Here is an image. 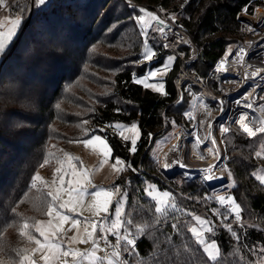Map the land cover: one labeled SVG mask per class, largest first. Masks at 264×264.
<instances>
[{
    "label": "trees",
    "instance_id": "1",
    "mask_svg": "<svg viewBox=\"0 0 264 264\" xmlns=\"http://www.w3.org/2000/svg\"><path fill=\"white\" fill-rule=\"evenodd\" d=\"M111 1L50 0L40 8L34 6L0 63V88L19 85L21 94L29 102L26 109L5 114L0 123V264L4 260L20 263L31 242L25 238L24 231L37 235L36 221L47 216L52 197L47 192V199L40 197L39 204H35L31 198L35 193L32 180L48 156V138L56 137L55 129L50 126L60 110L67 125L77 123L71 126L74 128L71 132L77 133L71 139L80 137L84 131L101 133L108 139L113 154L127 161L126 171L116 179V184L128 192L124 227L139 234L128 264H256L257 247L264 248V185L252 174L259 164L253 154L257 148L253 138L240 136L232 143L231 152L235 155L229 166L240 184L241 210L238 211L246 222H233V209L227 211L225 225L217 224L210 231L221 250L216 260H211L194 238L188 216L180 212L159 214L154 202L144 197L146 181L136 171L143 166L155 170L149 153L151 141L164 130L163 112L170 113L169 108L178 98L174 78L179 62L166 79L165 94L137 82L135 75L144 73L148 63L135 67L124 63L128 59L138 62L143 59V36L127 46L131 57H120L125 46V38L119 36L123 29L120 25L112 27L119 17L104 13ZM138 1L154 3L171 16L180 14L173 18L186 28L204 52L205 60L198 65L202 73H207L226 53L229 44L244 38L246 29L239 18L242 9L264 6V0ZM10 8L13 12H23L24 17L29 11L13 2ZM131 22L133 26L136 23L135 19ZM135 30L140 31L138 27ZM153 45L156 48L154 64L160 65L166 51L156 39ZM99 46L108 48L102 51ZM101 56L104 61H97ZM84 65L91 70L93 65H101L100 71H93L108 76L110 87H65L64 82L71 74L75 79L86 75ZM105 88H111L120 100L133 102L137 108L122 111L115 101L103 97ZM88 97H95V103L88 102ZM55 102L61 106L59 109ZM172 120L182 123L184 116L178 113ZM114 121L139 122L141 138L134 152L130 150L131 142L112 129ZM23 122L26 128L20 127ZM147 178L166 187L157 178L152 179L151 173Z\"/></svg>",
    "mask_w": 264,
    "mask_h": 264
},
{
    "label": "rangeland",
    "instance_id": "2",
    "mask_svg": "<svg viewBox=\"0 0 264 264\" xmlns=\"http://www.w3.org/2000/svg\"><path fill=\"white\" fill-rule=\"evenodd\" d=\"M12 2L20 4L22 8L26 7L29 11L24 17L23 12H13L10 5L2 0L0 37L8 39L5 41V48L0 49V63L5 56L6 49L18 38L23 23L30 18V11L33 7L40 8L48 4L50 0H13ZM260 9L264 11V6L253 5L248 9L249 13H240L239 16L247 17V21L240 18L246 29L245 36L240 41L229 44L224 57L232 55L234 48L241 43L247 42L250 50L255 48L256 38L262 33L261 29L263 28V31L264 26H255V20L249 18L254 17L252 14L259 12ZM106 11L119 17V21L112 27L120 25L123 29L119 36L125 38V46L120 57H131V51L127 46L143 36V59L140 62L128 59L124 65L135 67L147 62L146 69H149L147 77L142 76L143 73L136 74L135 80L145 88L165 94L166 79L179 59L175 53L165 52L161 64H154L156 48L153 42L156 39L154 34L156 13L148 7L133 5L128 0L127 3L126 0H112L105 7L104 13ZM178 15L180 14H172L173 17ZM132 19L136 21L134 26L131 22ZM137 27L139 32L135 30ZM99 47L102 51L108 48V46ZM97 61L104 60L101 56L97 58ZM84 68L88 71L84 70L86 75L75 79L71 74V78L64 82L65 87H70V89H74V87H110L108 86L110 78L95 72L100 71L101 65H93L92 69L95 71L85 65ZM74 69L75 67L72 70ZM90 75L97 77L93 78ZM209 86L213 90V94L216 95L213 101L198 96L200 91L198 87L184 90L183 95L181 90L176 87L178 98L169 108L170 113L163 112L164 130L151 141L149 153L151 165L155 170L152 171L143 166L136 172L146 181L144 197L154 202L157 212L162 215L180 212L182 215L188 216L192 220L190 230L194 238L202 246L206 255L211 260H216L220 257L221 250L217 240L209 233L217 224L225 225L229 214L225 209L215 208L214 202L218 197H223L233 205L234 211H238L241 207L238 202V198L241 197L240 184L229 163L235 155L231 152L233 141L243 137L234 131L225 132L223 128L217 130L216 120L221 116L226 118L228 115L223 103L232 101L233 97L239 99L243 92L239 91V87L233 80L220 81L215 78V75L209 79ZM99 93L100 91L97 90L96 94ZM102 93L104 98L107 96L115 101L124 112H130L137 108L133 102L120 100L111 88H105ZM258 93L259 100L256 110L264 116V90H259ZM216 99L217 103H215ZM88 100L94 104L96 98ZM55 104L58 105L56 106L58 109L61 107L58 103L55 102ZM180 106H183V109L179 108ZM202 109L212 111L211 117L202 121L204 127L192 123V116L198 117ZM178 113H182L184 116L182 123L172 120ZM62 118L64 116H61L60 110L57 120L50 126L51 129H55L56 137H53V140L48 138L46 152L48 156L32 180L33 192H35L31 196L33 202L39 204L40 197L46 200L48 193L51 195L52 201L47 209V216L36 221L34 228L38 234L32 235L28 231H24L25 238L31 242L29 251L22 257L19 264H106L102 262L103 246L98 238V233L99 231L120 232L125 225L128 192L116 184V179L126 171L127 161L125 158L113 154L108 139L101 133L89 134L84 131L80 137L71 139L77 135V133L74 134L75 130L71 132V129H74L71 126H76L77 123H72L70 126ZM170 121H172V125L169 124ZM213 124L216 127L215 136L219 141L220 149L215 153L214 162L217 163L218 168H225L227 182L209 186L202 174L203 171L195 173L184 171L171 181L168 180L163 171L162 162L165 159L164 150L169 143L174 141L178 137V132L183 129L180 136L182 146L178 149L181 153L179 156L184 160L194 158L192 155L196 153L195 148L188 147L190 143H193L191 146L198 145L199 153L197 155L203 156L206 151L208 152L215 146L214 136L210 135L211 133L204 134L211 130ZM19 125L26 128L24 122ZM111 127L121 138L131 142V152L137 149L141 138V127L138 121H114ZM189 130H195L198 135L202 136H198L194 131V142H191V135L187 133ZM65 134L68 135L65 136ZM210 136H212L211 139ZM68 138L71 140H67ZM253 140L257 146L253 154L260 162L257 161L258 167L252 171V174L264 185V126ZM186 145L188 146L186 147ZM150 173L152 179L157 178L160 184L166 187H161L155 180L148 179ZM114 187L117 188L116 191H113ZM213 218L217 221L214 222ZM100 219L106 222L104 227L98 225ZM245 222L244 219L240 224ZM136 230L139 231V229ZM256 256H258L256 264H264V248L261 245L257 247ZM2 264L12 263L9 260H4Z\"/></svg>",
    "mask_w": 264,
    "mask_h": 264
},
{
    "label": "built area",
    "instance_id": "3",
    "mask_svg": "<svg viewBox=\"0 0 264 264\" xmlns=\"http://www.w3.org/2000/svg\"><path fill=\"white\" fill-rule=\"evenodd\" d=\"M4 1L10 5L13 0ZM128 1L136 6L148 7L156 13L157 17L156 21L154 22V34L156 35V40L158 41V44L162 47V49L166 52L175 53L179 59V68L174 78V84L175 87H178L181 90L182 95L184 93V90L187 91L192 87H198L200 88L198 96H202L207 100L213 101L216 98V95H214L213 90L209 88V79L213 77V75H215V78L217 80H233L235 84H237V87H239V91L243 92V95H241V97H247V99L251 101L249 107H251L252 110L248 109L246 111H242L240 115L238 114L235 117V121L233 123H230V125H226V122L229 119L228 115L227 118L221 116L218 120H216L217 130L223 128L225 132L234 131L248 139L254 138L264 126V116L256 110V105L259 100L258 91L264 90V54L256 53L253 55V51L255 48L253 50H250L247 46V42L244 44L241 43L234 48L232 55H230L229 57H224L225 55L221 56L217 60V62L210 69H208L207 73H202L199 70L198 66L201 62V50L198 44L194 41L193 37L186 30V28L181 26L173 18V16L168 14L162 7L154 3H145L137 0ZM241 12L249 13L250 11L245 8ZM252 16L254 17H250L249 19L255 20V26H264V11L260 9L259 12L252 14ZM239 18L247 21V17L245 16H239ZM262 29L261 34L264 33V30L262 31ZM261 34L257 38H259ZM251 46L253 47V44H251ZM203 114L204 109H202L198 117L192 116V123H196L198 124V126L202 125L204 127V123H202V121L210 118L211 115H206V118L204 120H201L200 117ZM100 129L103 130L104 127H100ZM215 129L216 127L213 124L211 126V130L205 132L204 134L209 135L211 133L210 135L215 136ZM183 131L184 130L182 129L178 132V137L176 139H181L180 136ZM194 131H187V133L191 135V142H194ZM195 134L198 135L196 131ZM198 136L195 137L199 138ZM176 139L169 143L163 154H165V152L169 149L172 151L171 153H169L171 157H179V155H181V153H179L178 151V149H180L181 147H179V145H174ZM192 144L193 143H190V146H187L195 148L196 153L192 155V157L194 158L190 160H184L183 158H180L182 159L183 166H188L190 164L196 167L199 165V163L195 162V159L200 157L197 155L199 153L197 150L199 146H191ZM214 147H212L211 150L208 151L209 153L210 151H212L214 155L213 165L214 163H216L214 162L215 153L220 150L218 144L217 146L215 144ZM208 152L206 151V154ZM175 166L176 163H174L173 161H167L166 158L162 162L163 171L166 173L176 170H180V173L186 171L185 168H175ZM214 166H216L217 169V163ZM223 169L225 170L224 167ZM195 172L200 171L197 170ZM202 174L204 176V173ZM204 178L206 179L205 176ZM206 182L209 186L212 185L207 179ZM116 190L117 188L114 187L113 191ZM214 204L215 208L218 209H225L227 211H233L234 209L233 205H231L230 202L223 197H218V199H215ZM232 219L233 222L236 223L243 222L242 214L239 211H233ZM98 225L100 227H104L106 225V222L103 219H100L98 221ZM98 238L103 246V262L107 263L108 261H110L113 264L126 263L132 250L135 249L137 241L139 239L136 233L127 230L125 227H123L120 232L114 231L109 233L105 231H99Z\"/></svg>",
    "mask_w": 264,
    "mask_h": 264
},
{
    "label": "bare ground",
    "instance_id": "4",
    "mask_svg": "<svg viewBox=\"0 0 264 264\" xmlns=\"http://www.w3.org/2000/svg\"><path fill=\"white\" fill-rule=\"evenodd\" d=\"M256 53H263L264 54V33L261 34V36L259 38L256 39V44H255V49L253 51V55ZM252 55V56H253ZM253 95V94H252ZM217 102V100H216ZM234 102V103H231ZM251 101L249 99H247V97H241L239 99H237L236 97L232 98V101H227L224 102V106L227 109V113H228V121L226 122V125H230V123H233L235 121V117L239 114H241L242 111H246L248 109L252 110L251 107H249ZM211 110L208 109H204V114L200 117L201 120H204L207 116H210L211 114ZM227 118V117H226ZM212 138V136L210 137V139ZM213 138H215V144L217 146V144H219V141L217 140L216 136H214ZM213 141V140H212ZM175 146L179 145V147L182 146V140L181 139H176L175 141ZM187 147V145H186ZM193 148V147H192ZM171 150H167L164 154V157L166 158L167 161H173L174 163H176V167H180V168H185L186 171L188 173H194L195 171H200L204 173V176L206 177V179L210 182V184L212 185H217L218 183H226L227 179H226V175L224 173V169L222 168H218L216 169V166L213 165V159H214V155L212 153V151H210V153L208 152L206 155L200 156L198 158L195 159L196 163H199L198 166L194 167L192 165H188V166H183V162L182 159H180L181 157L179 156H172L169 154L171 153ZM180 163V164H179Z\"/></svg>",
    "mask_w": 264,
    "mask_h": 264
},
{
    "label": "clouds",
    "instance_id": "5",
    "mask_svg": "<svg viewBox=\"0 0 264 264\" xmlns=\"http://www.w3.org/2000/svg\"><path fill=\"white\" fill-rule=\"evenodd\" d=\"M29 102L21 94L19 85L0 88V123H3L5 114L10 115L13 110H24Z\"/></svg>",
    "mask_w": 264,
    "mask_h": 264
},
{
    "label": "water",
    "instance_id": "6",
    "mask_svg": "<svg viewBox=\"0 0 264 264\" xmlns=\"http://www.w3.org/2000/svg\"><path fill=\"white\" fill-rule=\"evenodd\" d=\"M242 20H243V19H242ZM201 60H205V56H204V52H203V51L201 52ZM164 173H165V175H166L168 178L172 179V178H175V177H177V176L179 175L180 170H176V171L168 172V173L164 172Z\"/></svg>",
    "mask_w": 264,
    "mask_h": 264
},
{
    "label": "snow or ice",
    "instance_id": "7",
    "mask_svg": "<svg viewBox=\"0 0 264 264\" xmlns=\"http://www.w3.org/2000/svg\"><path fill=\"white\" fill-rule=\"evenodd\" d=\"M126 3H127V0H126ZM242 11H243V9H242ZM6 39H8V38L7 37H0V49H4L5 48ZM148 71H149V69H145V72L142 74V76H144L146 78ZM140 86H142V85H140Z\"/></svg>",
    "mask_w": 264,
    "mask_h": 264
},
{
    "label": "crops",
    "instance_id": "8",
    "mask_svg": "<svg viewBox=\"0 0 264 264\" xmlns=\"http://www.w3.org/2000/svg\"><path fill=\"white\" fill-rule=\"evenodd\" d=\"M102 262H103V260H102ZM110 263V261L109 262H107L106 264H109ZM112 263V262H111Z\"/></svg>",
    "mask_w": 264,
    "mask_h": 264
}]
</instances>
